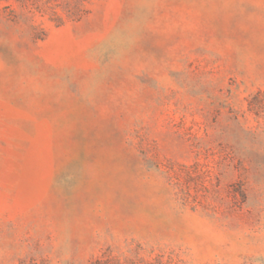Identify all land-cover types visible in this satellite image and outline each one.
<instances>
[{
  "label": "rangeland",
  "instance_id": "374dc122",
  "mask_svg": "<svg viewBox=\"0 0 264 264\" xmlns=\"http://www.w3.org/2000/svg\"><path fill=\"white\" fill-rule=\"evenodd\" d=\"M0 264H264V0H0Z\"/></svg>",
  "mask_w": 264,
  "mask_h": 264
}]
</instances>
